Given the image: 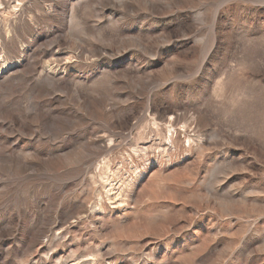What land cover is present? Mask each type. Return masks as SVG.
I'll return each instance as SVG.
<instances>
[{
	"label": "rangeland",
	"instance_id": "rangeland-1",
	"mask_svg": "<svg viewBox=\"0 0 264 264\" xmlns=\"http://www.w3.org/2000/svg\"><path fill=\"white\" fill-rule=\"evenodd\" d=\"M0 264H264V0H0Z\"/></svg>",
	"mask_w": 264,
	"mask_h": 264
}]
</instances>
